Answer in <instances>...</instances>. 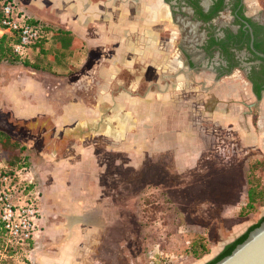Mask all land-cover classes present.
I'll return each instance as SVG.
<instances>
[{"label": "rangeland", "instance_id": "obj_1", "mask_svg": "<svg viewBox=\"0 0 264 264\" xmlns=\"http://www.w3.org/2000/svg\"><path fill=\"white\" fill-rule=\"evenodd\" d=\"M251 1L264 9V0ZM11 2L29 21L46 25L53 33L48 45H54L55 24L44 14L47 10L44 4L48 3L51 11L57 3L36 0L34 7L44 14L36 18L26 7L27 0ZM162 28L163 25H157V33ZM180 30V23L172 21L160 41L171 43L173 61L182 56L187 61L180 62L181 67L191 68L188 60L193 57L184 53L190 48L188 43L184 44ZM23 57L43 65V59L36 57L35 51ZM21 61H1L0 69H13L10 65L25 67ZM236 75L219 87L220 93L230 95V101L221 102L230 109L223 108L221 112L215 108L213 112L217 110L221 115L213 112L212 115L208 113L212 107H206L214 104L211 96H217L218 92L206 88L202 92L194 83L179 90L177 84L164 98L166 91L157 72L155 75L151 71L144 73L139 91L132 96L135 98L132 101L139 105L136 116L140 121L137 123L134 119V125L125 123L127 134L119 140L100 134L82 139L66 137L65 131L75 124L59 125L50 116L15 120L12 110L16 108L9 103L11 107L5 106L0 111V133L25 150L0 143V167L14 170L26 163V167L14 172L19 191L25 189L33 197L38 193L41 231L44 175L53 187H50L53 192L49 207L55 212L73 210L62 199L69 202L70 195L93 198L94 202L103 196L102 201L106 203L102 208L108 214L106 227L90 234L78 257L80 264H208L226 245L264 217V202L257 204L254 211L245 210L249 181L259 179L264 187V131L260 130L259 123L264 92L257 97L252 93V86L247 90L233 86L232 81L237 79L244 83L243 76ZM40 80L49 88L56 85L50 77ZM69 81L65 79L61 87L69 86ZM6 82L12 80L6 79ZM94 93L85 96L86 102L92 105ZM145 94L149 99L143 102ZM78 97L83 99L81 95ZM168 99L173 104L164 109L160 102ZM255 102L260 107L253 109L250 125L245 123L243 113L247 111L246 104ZM149 110L157 111V115L147 114ZM112 111L113 107L111 114H107L111 116ZM99 112L98 109L99 118L105 114ZM40 153L45 155L48 165H43L45 160ZM71 181L81 186V194L77 187L73 189L69 185ZM36 243L25 253L14 249L5 250V254L0 252V264H28L27 257ZM3 248L0 242V250Z\"/></svg>", "mask_w": 264, "mask_h": 264}, {"label": "crops", "instance_id": "obj_2", "mask_svg": "<svg viewBox=\"0 0 264 264\" xmlns=\"http://www.w3.org/2000/svg\"><path fill=\"white\" fill-rule=\"evenodd\" d=\"M35 1L27 0L25 5L36 18L44 14L52 18L56 31L54 45L49 46L48 43L39 56L43 59V65L35 63L36 68L10 65L13 69H0V111L5 106L11 107V103L16 108L12 110L15 120L29 121L50 116L56 124L76 125L98 120V109L99 113H105L103 116H110L107 112L110 111L111 114L113 107L112 114L118 112L123 117V121L112 120L118 135L116 138L112 137L119 140L127 134L124 130L125 123L134 125V119L137 123L140 121L137 118L139 116H136L139 105L132 101L135 99L132 96L139 91L141 76L148 71L153 75L157 72L163 81L166 91L164 98L168 97L167 93L175 90L177 84L178 89L183 90L194 83L202 92L206 88L210 92L219 93L211 96L214 104L206 107H212L208 113H212L215 108L221 112L223 108L226 111L230 109L227 104H221L224 100L230 101V95L220 93L219 87L237 76L236 74L216 75L207 66L208 61L202 60L199 64L196 55L188 60L191 68L182 69L181 65L187 59L178 56L173 61L175 55L169 49L171 43L160 41L167 24L173 21L170 6L164 0H51L57 6L53 5L49 11V4L45 3L47 10L44 14L34 7ZM157 25H163L158 33ZM17 76L18 79L13 78ZM49 77L56 84L50 88L40 80ZM6 79H11L12 82H6ZM65 79L70 80V85L61 87ZM237 81L239 79L232 81L233 86H239V89L245 87L247 90L248 84L245 81ZM153 85L156 87L155 83ZM93 92L94 105L85 100ZM147 95L145 94L143 102L149 99ZM155 103L152 102L153 105ZM160 103L164 109L173 104L170 99ZM245 106L247 111L243 113L244 121L249 123L253 109L260 106L256 102ZM147 107L149 108V104ZM56 108L60 110L58 113ZM259 109L260 130L264 131V107L261 105ZM217 110V113H213L221 115ZM147 114L156 116L157 111L149 110ZM251 139L249 133L247 140ZM39 155L45 160L43 165H48L45 155ZM43 177V229L35 248L27 257L28 264H80L78 257L86 241L89 242L90 234L106 227L108 214L102 208L106 202L102 201L103 196L98 197V202H94L93 198L81 199L70 195L69 202L62 199L71 204L73 210L69 213L55 212L49 207L52 186L48 184L46 175ZM69 185L73 189L77 187L72 181ZM80 188L81 186L77 187L79 194Z\"/></svg>", "mask_w": 264, "mask_h": 264}, {"label": "flooded vegetation", "instance_id": "obj_3", "mask_svg": "<svg viewBox=\"0 0 264 264\" xmlns=\"http://www.w3.org/2000/svg\"><path fill=\"white\" fill-rule=\"evenodd\" d=\"M164 1L170 6L172 20L180 23L184 44H189L190 50L184 53L190 57L196 55L199 64L207 60L216 75L243 76L257 97L264 92L262 6L251 0Z\"/></svg>", "mask_w": 264, "mask_h": 264}, {"label": "built area", "instance_id": "obj_4", "mask_svg": "<svg viewBox=\"0 0 264 264\" xmlns=\"http://www.w3.org/2000/svg\"><path fill=\"white\" fill-rule=\"evenodd\" d=\"M6 34L14 39L12 51L20 57L29 51L38 52L34 47L48 44L52 38L46 25L29 21L11 0H4L1 5L0 37ZM16 177V172L0 167V223L6 236L1 253L9 247L15 251L29 249L41 233L38 193L33 197L25 189L19 191Z\"/></svg>", "mask_w": 264, "mask_h": 264}, {"label": "water", "instance_id": "obj_5", "mask_svg": "<svg viewBox=\"0 0 264 264\" xmlns=\"http://www.w3.org/2000/svg\"><path fill=\"white\" fill-rule=\"evenodd\" d=\"M112 116L104 115L96 121L76 124L72 129L66 130L64 135L82 139L84 136L106 135L105 131L107 130L112 133L111 135H114L115 126L112 119L115 117L109 119ZM109 137L113 138L112 136ZM213 264H264V220L251 230L240 244Z\"/></svg>", "mask_w": 264, "mask_h": 264}, {"label": "trees", "instance_id": "obj_6", "mask_svg": "<svg viewBox=\"0 0 264 264\" xmlns=\"http://www.w3.org/2000/svg\"><path fill=\"white\" fill-rule=\"evenodd\" d=\"M3 1L4 0H0V19H1V5H2ZM14 43H15L14 39L9 34H6V35H3L2 37H0V62L1 61L12 62V61H18L20 59V60H23V61H21V64L23 66L30 67V68H36L34 65L35 63L29 62L28 58L20 57V56L13 53L12 45ZM36 48H37L38 52H36L35 54H36V57H39L40 55H42V53L45 50L44 42L39 44L38 46L34 47V49H36ZM10 58H11V60H10ZM0 143L3 144L4 147L8 146V147H11L12 149H18L19 148L20 151L25 150L24 147L21 146L18 142L12 141L8 136H6L2 133H0ZM26 166H27L26 163H22L21 165L16 167V169H14V170H20ZM9 170H10V172L14 171L12 169H9ZM262 202H264V187H262V184L259 181V179H253V180L249 181V188L247 191V204L245 206V210H247L248 212L254 211L255 206L257 204L262 203ZM263 220H264V217L256 225L252 226L245 234L240 236L232 246L228 247L214 261H212L208 264H213L214 262L218 261L223 256H225L227 253H229L231 250H233V248L236 245L240 244L247 237L248 233L251 230H253L254 228H256ZM0 242H2L3 244L6 242L5 232L2 228L1 223H0ZM7 249L9 251H12L11 247H9ZM25 250H27V249H25V248L21 249V250L19 249L18 251H20L21 253H25Z\"/></svg>", "mask_w": 264, "mask_h": 264}, {"label": "bare ground", "instance_id": "obj_7", "mask_svg": "<svg viewBox=\"0 0 264 264\" xmlns=\"http://www.w3.org/2000/svg\"><path fill=\"white\" fill-rule=\"evenodd\" d=\"M113 115V116H112ZM111 116L112 117H109V119L111 120L113 117H115V118H113V119H119L120 121H123V117L117 112H115V113H113ZM112 119V120H113ZM125 120H126V118H125ZM113 125H114V123H113ZM105 134H110V136H115V138L118 136L117 134H116V127H115V134L114 135H111L112 133H110V131H105Z\"/></svg>", "mask_w": 264, "mask_h": 264}]
</instances>
